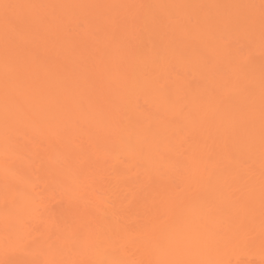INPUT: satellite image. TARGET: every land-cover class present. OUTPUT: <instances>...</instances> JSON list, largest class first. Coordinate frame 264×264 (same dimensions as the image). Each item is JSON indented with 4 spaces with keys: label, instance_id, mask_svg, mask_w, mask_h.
I'll list each match as a JSON object with an SVG mask.
<instances>
[{
    "label": "bare ground",
    "instance_id": "6f19581e",
    "mask_svg": "<svg viewBox=\"0 0 264 264\" xmlns=\"http://www.w3.org/2000/svg\"><path fill=\"white\" fill-rule=\"evenodd\" d=\"M0 264H264V0H0Z\"/></svg>",
    "mask_w": 264,
    "mask_h": 264
}]
</instances>
